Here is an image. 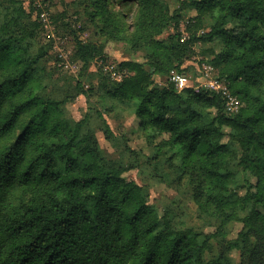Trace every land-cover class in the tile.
Here are the masks:
<instances>
[{"label": "trees", "instance_id": "trees-1", "mask_svg": "<svg viewBox=\"0 0 264 264\" xmlns=\"http://www.w3.org/2000/svg\"><path fill=\"white\" fill-rule=\"evenodd\" d=\"M87 2L103 20L100 34L147 52L141 62L119 64L128 76L112 91L103 88V102L135 117L153 153L146 168L158 173L163 161L157 177L187 191L198 217L215 221L216 230L184 227L174 210L180 199L161 215L123 178L130 166L105 156L89 118H67L64 100L39 92L43 54L32 53L26 13L16 0H0V264H264V0H191L171 16L163 0ZM187 8L212 24L201 35L188 27L181 42ZM169 26L176 32L168 42L154 39ZM215 40L221 49L207 62L239 99L234 115L220 95L177 92L167 82L171 70L193 73L184 64L195 43ZM75 46L85 65L102 54L91 41ZM155 78L165 85L153 87ZM100 130L133 155L105 122ZM231 222L242 225L235 239L226 235Z\"/></svg>", "mask_w": 264, "mask_h": 264}, {"label": "rangeland", "instance_id": "rangeland-1", "mask_svg": "<svg viewBox=\"0 0 264 264\" xmlns=\"http://www.w3.org/2000/svg\"><path fill=\"white\" fill-rule=\"evenodd\" d=\"M21 3L25 13V24L32 34L29 37L32 53L43 54L39 66L42 68L41 88L39 92L58 100H64V110L67 118L79 121L88 117L89 125L93 128L100 148L105 156L112 160H122L130 169L123 173V178L132 180L144 190L146 201L155 205L162 215L164 208L170 207L173 200L180 199L183 207L174 210L180 214L184 227L193 228L195 232L210 234L216 230V222L201 219L196 212V206L190 202L187 191H177L161 181L157 175H163L166 164L161 161L158 173L151 168H146V156L153 155L143 135L137 131L138 121L134 116L123 112L122 108L109 111L103 88L112 91L114 85L122 82L128 76L125 69H120L119 64L128 60L143 61L145 49L133 48L121 40L120 36L111 39L99 33L103 28V20L97 15L93 7L88 6L87 0H16ZM167 6L168 16L180 8L182 2L191 0H163ZM113 13L118 12L114 8ZM137 10L126 21L128 32L132 30ZM196 18V12L187 8L185 15L178 24L180 41L188 37V27L197 35L208 33L212 20L209 17ZM172 26L166 27L161 33L154 36L155 40L168 42V36L173 35ZM83 43L89 41L97 46H102V54L89 61L86 65L76 56L75 40ZM190 60L184 66L200 65L215 57L221 49L220 43H195ZM188 64V65H186ZM214 69V74L217 75ZM187 74L191 75L192 72ZM153 87L161 88L165 81L155 78ZM83 87L84 95L78 94V89ZM89 90V91H88ZM90 93V95H88ZM104 98V99H103ZM105 122L114 136L124 142L133 151L121 154L122 145H112L107 141L101 128ZM224 136L222 143L229 141V131L222 130ZM238 150V148H237ZM249 177V184H254V178ZM247 177V176H245ZM182 192L183 194H180ZM240 195L245 190L239 191ZM227 239H235L242 229L239 222L227 224ZM233 256L238 260V253Z\"/></svg>", "mask_w": 264, "mask_h": 264}, {"label": "built area", "instance_id": "built-area-1", "mask_svg": "<svg viewBox=\"0 0 264 264\" xmlns=\"http://www.w3.org/2000/svg\"><path fill=\"white\" fill-rule=\"evenodd\" d=\"M167 82L172 84L177 92L186 89H192L197 92L200 89H204L210 93L220 95L224 100L223 106L227 114H237L241 108L239 99L230 93L228 83L214 74V67L207 61L194 66L193 74L191 75L171 70Z\"/></svg>", "mask_w": 264, "mask_h": 264}]
</instances>
